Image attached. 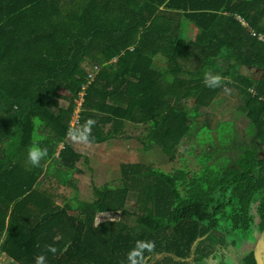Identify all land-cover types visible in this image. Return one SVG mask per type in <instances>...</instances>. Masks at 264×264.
Returning a JSON list of instances; mask_svg holds the SVG:
<instances>
[{
  "label": "trees",
  "instance_id": "obj_1",
  "mask_svg": "<svg viewBox=\"0 0 264 264\" xmlns=\"http://www.w3.org/2000/svg\"><path fill=\"white\" fill-rule=\"evenodd\" d=\"M261 35L264 0H0V246L7 258L130 264L128 254L145 241L155 247L144 250L143 264H227L232 249L240 264H264ZM225 51V62L214 64ZM209 72L222 77L219 87L206 86ZM232 101L250 131L217 124L215 112ZM89 119L90 144L137 140L169 159L183 148L201 167L167 173L125 163L118 180L93 186L92 200L59 204L42 179L52 174L64 184L74 170L82 173L84 154L67 140ZM34 143L47 149L39 167L27 158ZM199 143L207 144L201 154ZM111 213L118 218L103 219Z\"/></svg>",
  "mask_w": 264,
  "mask_h": 264
},
{
  "label": "rangeland",
  "instance_id": "obj_2",
  "mask_svg": "<svg viewBox=\"0 0 264 264\" xmlns=\"http://www.w3.org/2000/svg\"><path fill=\"white\" fill-rule=\"evenodd\" d=\"M240 20V18H239ZM187 36L189 37L193 31V27L188 23L185 27ZM228 51L222 55L220 60H212L214 64L225 62V56H228ZM220 66V65H219ZM254 71V70H251ZM246 72L249 73L248 69ZM256 74V73H255ZM236 103L229 102L224 107L215 112L217 115V124L223 121H233L245 131H250L253 125L248 121L244 115H238L236 108H231V105ZM189 105L190 102H189ZM229 109V110H228ZM233 109V110H232ZM228 110L226 113L224 111ZM78 111V110H77ZM79 112V111H78ZM196 125V124H195ZM216 137V134H213ZM68 144L73 145L77 150L84 154V157L77 162V168L82 173L74 170L73 175L70 177L68 183L62 184L52 174L42 179L41 188L57 198L59 204H64L66 200H92L93 199V186H101L113 180H118L122 176L121 167L125 163L140 162L145 164H154L157 170L169 173L172 169H187L189 171H199L201 162L189 154L185 149L181 148L174 159H169L161 149L156 148L150 151L142 149L141 144L137 140H112L103 144H84L83 142L74 141L70 136L67 140ZM64 147V144L61 148ZM207 144H198L200 154L203 153L202 149L206 148ZM220 145L216 146L219 151ZM196 151V152H197ZM210 152L212 150L210 149ZM59 151L55 155L58 159ZM228 157V156H227ZM54 159V160H55ZM58 161V160H55ZM78 189V190H76ZM136 205V195L131 193L127 201V209L133 210ZM73 214H78V211H72ZM117 213L105 215V218H118ZM251 241L255 245L256 236ZM264 255V249L261 250ZM238 252L232 249L231 256L227 264H240ZM5 264H14L7 259Z\"/></svg>",
  "mask_w": 264,
  "mask_h": 264
},
{
  "label": "clouds",
  "instance_id": "obj_3",
  "mask_svg": "<svg viewBox=\"0 0 264 264\" xmlns=\"http://www.w3.org/2000/svg\"><path fill=\"white\" fill-rule=\"evenodd\" d=\"M204 82L206 86L211 88L219 87L223 80L220 75H212L210 72L205 73ZM95 124L94 120L89 119L85 122L79 129L70 131L69 135L72 137L74 141L83 142L84 144L90 143V135L93 125ZM47 156V149H42L37 146L35 143L29 147L27 152L28 162L35 166L39 167L41 160H43ZM155 245L154 242H145V241H137L135 248L128 254V260L130 264H143L144 250H148L149 252L153 251ZM49 251L55 253L56 249L54 247H49ZM36 264H46V258L44 255L37 257Z\"/></svg>",
  "mask_w": 264,
  "mask_h": 264
},
{
  "label": "built area",
  "instance_id": "obj_4",
  "mask_svg": "<svg viewBox=\"0 0 264 264\" xmlns=\"http://www.w3.org/2000/svg\"><path fill=\"white\" fill-rule=\"evenodd\" d=\"M240 20L246 24V22L244 21V19L240 18ZM261 38L264 39V35H261ZM91 77L95 78L96 77V73H91ZM7 255L2 251V247L0 246V264H5V261L7 260Z\"/></svg>",
  "mask_w": 264,
  "mask_h": 264
}]
</instances>
